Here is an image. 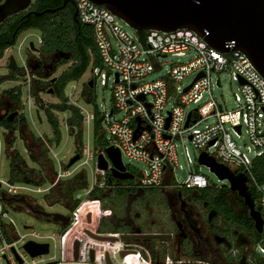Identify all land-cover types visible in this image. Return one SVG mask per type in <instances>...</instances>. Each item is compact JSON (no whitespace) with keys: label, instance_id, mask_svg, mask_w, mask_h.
<instances>
[{"label":"built area","instance_id":"1","mask_svg":"<svg viewBox=\"0 0 264 264\" xmlns=\"http://www.w3.org/2000/svg\"><path fill=\"white\" fill-rule=\"evenodd\" d=\"M73 1L78 21L92 28L93 41L101 63L98 72L96 67L91 70V78L95 80L100 77L103 85L109 78L112 79L114 109L122 111L119 119L114 117V110L102 112V129L107 131L111 142L109 145L116 147L120 156L123 154L132 160L141 161L145 168L139 171L135 183L114 187L112 180L107 182L101 178L111 167L110 162L105 171L95 166L97 179L74 195L78 203L70 211L68 224L62 226L59 239L53 233L41 234L31 230L30 226H25L30 231L16 234L14 222L8 218L3 204L8 205L9 199H19L17 202L33 207L27 203L29 191L46 192L61 177L73 174L77 167L87 164L94 158L88 145L81 146L80 162L74 168L64 169L58 163L55 181L45 188L39 184L32 188L26 183L0 178V264H179L180 260L172 258L167 247L162 248L160 240L155 241L151 250L145 238H155L157 232L132 230L129 226L103 229V221L115 219L119 215L113 206L108 205L106 198L80 199L89 196L94 188L111 187L115 188L111 193H115L118 188L202 189L212 185L199 170L189 169L181 183L173 180V166L177 165V139L182 140L184 135L195 149L226 165L233 173L244 174L247 177L246 184L250 179L258 193V209L264 213V189L258 185L250 171L252 160L264 154V77L254 68L249 58L239 50L221 52L210 47L195 32L185 28L171 31L147 29L139 37L133 29L131 33L125 31L118 22L119 18L107 8L90 0ZM26 39L23 37L20 41L19 50ZM38 41H41L40 37ZM167 54L184 60L172 65L163 78L147 80L146 76L154 69L149 57L155 59ZM19 58L20 67L24 74H28L21 54ZM214 73L218 74L217 79H213ZM190 74L194 76L192 81L182 88L176 87L177 98L171 108L167 109L168 81L174 84ZM198 74L200 76L195 78ZM221 74L228 75L238 84L237 92H234L235 107L230 109L218 103L211 93L214 84L220 85ZM75 89L76 86L71 84L66 97L78 109L82 122L88 125L93 121L94 113L74 101ZM204 95H207V99L198 104ZM189 103L196 104V108L186 113L182 106ZM187 115L189 118L185 125ZM208 118H213L212 124L198 128L197 125ZM167 119L169 121L165 126ZM227 124L236 135L241 134L243 127L246 128L250 140V145L246 146L247 153L238 148ZM236 126H239V130L235 129ZM136 128L138 134L135 136ZM250 152H253V157H249ZM185 155L190 164L192 161L186 147ZM27 241L47 243V253L30 256L23 248ZM261 241L264 242V239ZM51 248L52 255L49 254ZM152 251L156 253V259L152 258ZM259 251L264 253L263 245L259 246Z\"/></svg>","mask_w":264,"mask_h":264},{"label":"rangeland","instance_id":"2","mask_svg":"<svg viewBox=\"0 0 264 264\" xmlns=\"http://www.w3.org/2000/svg\"><path fill=\"white\" fill-rule=\"evenodd\" d=\"M118 22L125 31L129 33L132 32V29L128 25H126L122 20L118 19ZM23 37H27V39L21 45V50H19V43ZM39 37L42 39L41 32L38 29L31 28L24 30L18 35L16 42L12 46H9L4 50L2 57L0 58V107L3 106L5 107V109L8 108L9 112L16 111V116L23 115L26 120V123L23 127V134H20L19 128L22 125L18 121L16 123V131L5 129L3 126L0 125V178L5 181H11L9 178V157L13 156L14 154H17L22 157V160L28 168H32L35 170L34 176L31 177L30 180H25L22 182L26 183V185L32 188L36 187V181L39 179H43L42 182L37 183L40 185L41 188L50 186L56 179L58 163L61 168H67L66 164L69 158L77 154V151L79 150V147L77 146V143L75 141L77 138L76 130H73L71 132L67 124V119L69 117L68 111H54L55 115L57 116V119L59 120V130L61 137L59 143L57 144L55 142L47 141V138L52 137V130L48 121L44 117L43 110L39 109V105L42 104L43 106H45L48 103H58L59 99L55 97L52 93H49V88H46L43 83L50 80L51 77H57L63 69L70 65V61L62 62L64 60H67L70 57V54H68L67 58L62 57L60 65H54V67L51 68L49 67L50 63L53 64L54 61L57 60V56L54 54L50 56L44 53L42 54L40 52L39 56L42 57L45 55L46 58H42L46 60L44 61L45 64L40 63V66L38 67L40 68L43 65H47V68L45 69V71H41V69H39L37 66L30 67L28 63L29 59H31V57L33 56H37L38 54L37 52H34L28 47V43L32 42L35 48L41 49L42 42L38 41ZM112 43L114 42L112 41ZM17 45L18 49L16 48ZM20 54L21 58L25 60V64L27 65L28 74H24L23 69H20L19 73H15L16 71H10L7 69L9 55H12L14 57L18 67L21 65V61L19 58ZM149 59L154 64V69L149 75L146 76L147 80L163 78L166 75L167 70L170 69L172 65L176 64L178 61L184 60V58L178 59L177 57L172 56L170 54H167L165 57L160 56L155 59L150 56ZM95 67L96 71L98 72V66L89 64L87 69L77 80L68 82L64 87V96H67V90L70 85L74 84L76 86L74 95L75 102H77L79 105L83 106L87 110H92L93 108H96L100 112V116H102V112L109 113L111 110H114V117L116 119H119L122 116V111L114 109L111 78H109L106 84L103 85L101 83L100 77H96L92 87L90 88L92 92V102H88V91L86 83L93 74L91 70ZM217 76L218 74L214 73L213 79H217ZM193 77L194 76L190 74L181 81L175 82L174 84L168 81L169 102L166 104L167 109L171 108L173 101H175L177 98L176 87L182 88L188 85L192 81ZM13 87H19L20 90V102L17 104V106L11 101H9V98H7L3 94L5 90L11 89ZM237 89L238 84L236 81L232 80L226 74H221L220 85L214 84V86H212L211 88V93L218 103L222 104L224 108L230 109L235 107L234 92H237ZM33 91L38 97L37 102L34 96L32 95ZM206 99L207 95H204L203 99L198 104L203 103ZM67 102L72 104L71 102H69L68 99ZM182 107L184 112L187 113L196 108V104L189 103L187 105H183ZM36 109L39 111V115L41 118L40 122L37 120L35 115ZM0 111L3 113V108ZM212 122L213 118H208L202 120L197 126L198 128H203L206 124H212ZM227 127L232 139L234 140L238 148L242 152L247 153L246 146L250 145V140L247 135L246 128L243 127L241 134L236 135L234 132H232L231 129H229L228 124ZM79 128L82 131L81 144L88 145L90 151L93 152L94 158L90 159L87 164L77 167L74 170L73 174L61 177L48 191H44L42 193H34L29 191L30 194H27V202L31 203L34 208L42 209L46 214L60 213L63 215H70L71 209H68L66 205L70 207L72 205V201H70V199L62 197V188L64 186H68L66 181H68L75 175H81L82 172H85V181L87 183L86 187L92 185V183L97 179V175L94 173V170L96 168V156L104 148H102L100 151L94 149L95 147L92 139L91 123L86 125L81 122ZM102 131V137L107 140L108 145L111 144L107 131H105L104 129ZM31 135L38 137L42 145L37 141H34ZM186 137L187 136L184 135L182 140L177 139V145L175 148L177 165L173 166V180L181 183L185 180L189 169L193 171L199 170L204 176L207 177V179L211 182L213 186L217 188L223 186L228 187V181L226 179H219L218 176L214 172H212L206 165H203L198 162L197 158L201 151L195 149ZM9 141H11L12 143L9 144ZM46 144L48 145V147ZM27 147L31 148L33 156L35 158H38V162L40 163V165L32 161V158H30L29 156V151L27 150ZM185 147L192 161L190 164H188L186 159ZM249 157H253V152L249 153ZM121 161L124 167H126V169L133 174V177L131 179H124L122 181L120 180L121 183H123L122 185L127 186L128 184L135 183L137 181L139 171L143 170L145 168V165L141 161L132 160L123 154L121 155ZM79 162L80 161H76L69 168H74ZM106 172L107 174H109V170ZM101 178L104 179L106 177L103 176ZM62 182L64 184H61ZM260 186L264 189V183ZM112 189L115 188H103L101 193L99 192L98 194H101L100 198H106V202L108 203V205L111 207L113 206L116 211H118L119 209L118 204L128 203L130 194L133 195L138 191L135 189L127 190L118 188V192L111 193ZM143 190L144 192L142 196H138L134 201H132V203H128L129 205L131 204L130 220L132 221V224L128 226L132 230V225H135L141 228L142 230L148 231L149 233L155 232L158 231L159 225H155V223L153 224L152 219L158 218L159 209L153 206L154 204L152 201L156 199L160 188H144ZM128 191H130V193H128ZM77 192L79 193L81 191L77 190L72 192L73 199L74 195ZM89 198V196H82L80 201H84ZM256 204L258 206L257 201ZM3 206L7 212L8 218H11L14 222V232L16 234L22 235L30 231L31 229L38 231L41 234L53 233L56 239H59L63 227L60 224L51 221L50 219L46 220L32 215L31 213H29L30 211L28 204L26 205L22 204L21 202H12L8 205L5 203L3 204ZM151 207L153 208L150 209ZM126 209V205L122 207L123 212H125ZM261 214L264 218V213L261 212ZM8 218H6L5 220L8 221ZM116 222V219L113 218H111L110 220L106 219L105 221H103L102 227L105 230H109L111 226L117 225ZM159 222L160 224H162V221ZM25 226H30V229H27ZM118 226L119 225H117L116 227ZM260 234L261 239L256 243H253L255 244V249L253 250V252L257 257L263 258L264 253H261L259 251V246H264V242L261 241L262 239H264V228L263 231L260 232ZM49 240L52 244L51 239ZM17 246H19V244H17ZM52 252L53 251L51 248L49 254L52 255ZM175 258L180 259V257L178 256H176Z\"/></svg>","mask_w":264,"mask_h":264},{"label":"trees","instance_id":"3","mask_svg":"<svg viewBox=\"0 0 264 264\" xmlns=\"http://www.w3.org/2000/svg\"><path fill=\"white\" fill-rule=\"evenodd\" d=\"M1 1L2 0H0V2ZM52 6L53 0H35L28 8L29 11H21L12 14L3 22H1L0 58L2 57L4 50L7 47L12 46L16 42L17 37L21 32L31 28L38 29L41 32L42 48L39 49V52H41L42 54H50L55 52L57 49H62L63 51H67L68 54H70V57L67 60L62 61H70V65L63 69L53 82H49L50 80H48L43 83L46 88L52 90L51 93L59 99V102L48 103L45 106L40 104L39 109L43 110L44 117L48 121L52 130V137L47 138V141L55 142L56 144L59 143L61 134L59 130V120L57 119L54 111L69 112L67 124L71 132L73 130H76L77 138L75 141L77 143V146L79 147V150L77 152L80 153V146H82V131L79 127L82 122V116L74 105L67 102V99L64 96V87L68 82L77 80L84 73L89 64L100 67L101 63L93 41L92 28L87 24L80 23L77 18H73V15L70 13V11L68 12V10L60 9L59 11L54 10L52 12H45L41 15L33 14L34 11L41 12L45 9H52ZM136 32L139 37H141L145 33L144 30ZM32 59L33 57H31V59H29L28 61L30 67H33ZM20 69L21 68H18L15 73H19ZM39 69H41V71H45V68L42 66ZM93 82L94 80L92 81V85ZM86 86L88 91V102H92V92L90 90L91 87L88 86V82L86 83ZM3 94L7 98H9V101L14 103L16 106L20 102L19 87H13L11 89L5 90ZM32 95L37 102L38 97L35 95L34 91ZM92 111L94 113V119L92 121V139L95 147L94 149L100 151L102 148L107 146L108 143L107 140L102 137L103 129L101 125L102 117L100 116V112L96 108H93ZM17 121L22 125L19 130L20 134H23V127L26 123L25 117L23 115H15L11 121H7L5 118H2L0 120V125L5 129L16 131ZM31 137L34 141H37L42 145L38 137H35L34 135H31ZM8 143L11 144L12 142L9 141ZM27 150L29 151V156L30 158H32V161L40 165V163L38 162V158H35L33 156L31 148L27 147ZM10 157L9 178L11 181L23 182L25 180H30V178L34 176L35 170L32 168H28L20 155L14 154ZM250 171L252 177L255 179L258 185L264 183V154L261 156H257L252 160ZM105 177V180L107 182L109 180H112L114 187H120L123 184L121 183L122 180H114L110 174L105 173ZM85 178V172H82L81 175H75L74 177L66 181L68 186H64L62 188V197L70 199V201H72V205L70 207L66 205L68 209L72 210L77 205L78 200L73 199L72 192L86 188L87 183L85 181ZM248 180L249 181L246 184L247 193L253 200V203L257 208L256 201L258 193L256 188L250 183V179ZM42 181L43 179H39L36 181V184ZM61 184L64 183L62 182ZM207 189H210L211 194L209 196V201L214 204L217 213L216 216H218L225 224L227 223L230 225H235L239 228L244 229L245 231H250L252 233V244L261 239V234L254 229L253 220L249 215V209L245 205L241 196H239L234 191H230L226 186L217 188L213 185H209L205 188L197 190L206 192ZM101 191L102 189H93V191L90 192L89 197L98 198L101 195L98 193H101ZM17 201H19V199H9L10 203ZM29 210H37V208L30 207ZM32 215L46 220L50 219L49 215H47L46 213H44L43 215ZM132 228L133 230L142 231L141 228L135 225H132ZM217 228L221 230L222 226H218ZM152 246L153 245H151V250ZM156 256V253L152 251V258L156 259ZM250 260L252 264H264V257H257L255 254L251 255Z\"/></svg>","mask_w":264,"mask_h":264},{"label":"water","instance_id":"4","mask_svg":"<svg viewBox=\"0 0 264 264\" xmlns=\"http://www.w3.org/2000/svg\"><path fill=\"white\" fill-rule=\"evenodd\" d=\"M103 6L122 20L135 31L156 29L171 31L178 28L190 29L202 38L210 47L221 52L239 50L251 61L254 68L264 77V0H90ZM32 0H2L0 2V23L12 14L21 12L30 7ZM55 9H45L41 12H33L41 15L52 12ZM76 18V12L73 16ZM28 47L35 51L32 42ZM7 69L16 71L18 66L12 55L8 57ZM198 74L195 78L199 77ZM54 81V78L51 79ZM88 86L92 87V79L88 80ZM189 87V86H188ZM186 87L185 90L188 88ZM52 92L51 89L48 91ZM17 114L16 111L1 113L0 120L5 118L11 121ZM37 120L41 118L39 111L35 110ZM189 115L185 125H187ZM169 119L166 120L167 126ZM239 130V126L235 127ZM135 136L138 129L134 130ZM213 141L210 142L212 144ZM79 153L71 156L66 164L70 167L79 160ZM198 162L206 165L219 179L228 181L230 191L236 192L242 197L249 209V215L254 222V228L262 230L261 213L255 208L253 200L247 193V177L233 173L226 165L218 163L205 152H201ZM108 161L111 167L108 169ZM96 167L100 170H109L115 180L131 179L133 174L126 171L119 150L114 146H106L96 156ZM130 197L129 200H131ZM32 214L43 215L41 209L30 210ZM51 221L65 226L69 222V216L60 213L47 214ZM103 238V237H101ZM109 240H114L108 237ZM23 248L30 256L44 254L48 251L47 243L27 241ZM123 254V253H122Z\"/></svg>","mask_w":264,"mask_h":264},{"label":"flooded vegetation","instance_id":"5","mask_svg":"<svg viewBox=\"0 0 264 264\" xmlns=\"http://www.w3.org/2000/svg\"><path fill=\"white\" fill-rule=\"evenodd\" d=\"M34 1L32 0V3ZM52 9H55V11L68 10L73 16L76 12L73 0H53ZM24 11L29 10L27 8ZM39 49L36 48L34 51L38 55L33 56V67L40 66V63H44L46 60L43 59L46 58L45 55L42 56L43 58L39 56ZM52 54L57 56V60L53 64L50 63L49 67L51 68L54 65H60L62 57L67 58L68 56V52L62 49H57L47 55L51 56ZM42 67L46 69L47 65ZM52 78L55 79L56 77H51L49 82H53L51 81ZM0 108V110L3 108V113L9 112L8 108L5 109L3 106ZM143 192L144 190L140 189L137 193L130 194L129 199L130 197L132 199H128V203H132L136 197L142 196ZM210 194V189L203 192L188 188H160L156 199L152 201L153 206L159 209L158 218L152 219L153 224L159 225L158 236L155 238L146 237L145 241H148L149 245H153L156 240H160L163 244L162 248L167 247V252L172 258L177 259L176 256L180 257V259H177L180 260L179 264H252L250 258L255 249L251 243L252 233L235 225L225 224L216 216L214 204L209 201ZM128 203L118 204L119 210L117 213L119 215L115 216L118 227L132 224L130 220L131 204ZM125 205L127 209L123 212L122 207ZM261 217L263 220L262 214ZM159 221H162V224ZM263 223L260 232L263 231ZM218 226H222V229H218Z\"/></svg>","mask_w":264,"mask_h":264},{"label":"clouds","instance_id":"6","mask_svg":"<svg viewBox=\"0 0 264 264\" xmlns=\"http://www.w3.org/2000/svg\"><path fill=\"white\" fill-rule=\"evenodd\" d=\"M76 18H77V17H76ZM40 40H41V38H40ZM40 42H41V41H40ZM27 64H28V63H27ZM18 68H21V67L19 66ZM21 69H22V68H21ZM90 79H92V78H90ZM92 81H93V79H92ZM87 82H88V81H87ZM66 98H67V97H66ZM91 125H92V122H91ZM105 147H106V146H105ZM105 147H104V148H105ZM103 150H104V149H103ZM101 152H102V151H101ZM102 153H103V152H102ZM77 161H78V160H77ZM130 173H131V172H130ZM109 174H110V173H109ZM112 178H113V177H112ZM113 179H114V178H113ZM114 180H115V179H114ZM138 191H139V190H138ZM138 191H137V192H138ZM38 209H40V208H38ZM29 211H30V210H29ZM29 211H28V212H29ZM29 213H31V212H29ZM68 216H69V215H68Z\"/></svg>","mask_w":264,"mask_h":264},{"label":"bare ground","instance_id":"7","mask_svg":"<svg viewBox=\"0 0 264 264\" xmlns=\"http://www.w3.org/2000/svg\"><path fill=\"white\" fill-rule=\"evenodd\" d=\"M18 47V46H17Z\"/></svg>","mask_w":264,"mask_h":264},{"label":"crops","instance_id":"8","mask_svg":"<svg viewBox=\"0 0 264 264\" xmlns=\"http://www.w3.org/2000/svg\"><path fill=\"white\" fill-rule=\"evenodd\" d=\"M22 40V39H21Z\"/></svg>","mask_w":264,"mask_h":264}]
</instances>
